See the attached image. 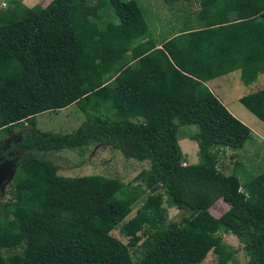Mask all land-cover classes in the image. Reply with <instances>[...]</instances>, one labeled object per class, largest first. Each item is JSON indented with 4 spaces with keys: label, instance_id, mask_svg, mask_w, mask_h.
Listing matches in <instances>:
<instances>
[{
    "label": "trees",
    "instance_id": "1",
    "mask_svg": "<svg viewBox=\"0 0 264 264\" xmlns=\"http://www.w3.org/2000/svg\"><path fill=\"white\" fill-rule=\"evenodd\" d=\"M178 2L164 0L172 11ZM212 2L215 12L204 9L175 33L155 31L137 0H99L95 17H74L86 0H52L40 13L20 5L0 13V27L20 21L28 27L25 88L33 94L29 120L35 122V128L19 131V122L7 125L11 138L0 139V178L30 159L47 162L55 152L76 151L78 159L63 167L78 168L97 146L111 145L126 158L150 163L145 187L102 174L67 177L56 212L45 211L50 182L10 183L8 199L0 193V218L9 215L10 203H22L27 238L13 264H136L132 253L156 234L144 264H186L181 250L217 231L243 243L248 264H264V170L250 172L241 161L251 128L174 59L180 49L197 54L214 78L264 61V0ZM220 15L227 21L220 22ZM102 19L108 20L100 26L105 30L119 22L134 58L107 82L102 60L108 53L95 28ZM83 100L95 117L75 131L39 130L36 113ZM240 102L264 121V89ZM185 111L205 134L202 157L190 165L183 162L171 117ZM188 211L194 216L186 218L184 230L170 223L173 212ZM128 217L134 229L123 242L115 232Z\"/></svg>",
    "mask_w": 264,
    "mask_h": 264
},
{
    "label": "rangeland",
    "instance_id": "2",
    "mask_svg": "<svg viewBox=\"0 0 264 264\" xmlns=\"http://www.w3.org/2000/svg\"><path fill=\"white\" fill-rule=\"evenodd\" d=\"M51 1L0 0V13L13 11L19 5L40 13L42 8ZM137 1L146 11L153 29L157 32L171 29L175 33L177 29L186 28L185 24L188 22L186 21L188 18L197 19L199 13L204 9L214 12L217 9L212 0H180L174 11L169 9L164 0ZM98 2L99 0H86L83 9L74 11V17L86 15L95 17L99 10ZM217 19L220 22L227 21L221 15ZM106 21L99 20L95 25L96 31L101 34L102 47L108 53L107 58L102 60L104 80L118 74L120 70L129 65L133 58L124 30L118 25L119 22L113 28L105 30L100 26ZM166 23H168L167 28ZM192 23H195L194 20ZM171 24H176V26L170 27ZM27 29L25 21L0 27V139L2 141L11 138L10 132L7 130V125L11 123L15 125L19 122V125L14 126V131H19L29 125L30 128H35V122L32 123L29 120L32 112L29 107L33 101L31 96L33 94L30 89L25 88V67L28 59ZM37 54L38 50L35 49L33 55L37 56ZM174 59L188 73L209 84L212 91L219 92L218 96L220 98L223 96L221 99L223 104L251 128L253 136L241 154V161L246 164V168L250 172L259 174L264 170V121L248 110L240 102V98L264 89V61L214 78L197 54L180 49L176 51ZM88 103L83 100L59 112L39 114L36 120L39 130L57 132L52 128L55 125L63 131H70V129L75 131L86 118L95 117L86 108ZM21 108L26 109L27 112H19ZM189 115L190 113L187 111L175 112L171 115L176 124L177 136L183 150V162L186 165L197 162L202 157L201 147L205 146L202 137L205 134ZM141 119L144 118L141 117ZM69 120L73 122L71 128L70 126L66 128L60 126L70 124ZM87 157V163L78 167L77 170L69 168V165L63 167L64 164L74 163L78 159L76 151L74 154L71 152L52 153L48 156L47 162H39L35 159L22 162L20 165L10 168L8 174H4L0 178V193L4 195V200H7L9 197L7 192L12 188L10 184L12 182L19 185L27 181H48L52 186L45 211L52 212L55 209L56 212L66 178L72 175L102 174L108 177L113 176L125 183H142L144 187L146 180L149 179L150 163L148 161L126 158L111 145L97 146L90 154H87ZM17 159L21 161V156L17 155ZM50 160L52 161L50 162ZM8 207L9 215L0 218V264H13L11 259L16 255L23 254L27 242L26 234L21 229L22 203L14 201ZM107 208L108 206L102 211ZM193 216V212L190 211L173 212L170 223H176L179 229L184 230L187 227L186 218ZM133 229L132 218L128 217L126 225L123 229L117 230L115 236L121 241L127 242ZM158 238L159 234H156L149 241L142 242L141 249L132 253L136 264H144L145 255L152 250ZM181 251L186 264H248L249 262L243 243L235 235L222 234L219 231L203 233V244L192 243Z\"/></svg>",
    "mask_w": 264,
    "mask_h": 264
},
{
    "label": "crops",
    "instance_id": "3",
    "mask_svg": "<svg viewBox=\"0 0 264 264\" xmlns=\"http://www.w3.org/2000/svg\"><path fill=\"white\" fill-rule=\"evenodd\" d=\"M179 36H181V35H179ZM133 60H134V58H132V60L130 61V63L133 62ZM173 61H174V60H173ZM175 61H176V60H175ZM130 63H129V64H130ZM176 64H177V66L181 69L182 72L187 73V74H191V73H188V72H187V71H186V70H185V69L179 64V62L176 61ZM115 75H116V74H115ZM115 75H114V76H115ZM191 75H193V74H191ZM114 76H112V77H110V78H108V79H105L104 81L107 82L108 80H110V79L113 78ZM194 76H195V75H194ZM195 77H196V76H195ZM197 78H198V77H197ZM200 80H201V79H200ZM205 83H206V82H205ZM206 84H207V83H206ZM207 85L210 87L209 84H207ZM210 88H211V87H210ZM211 90H212V89H211ZM213 92H214V91H213ZM214 93H215V92H214ZM215 94H216V96H217L220 100L222 99L223 96H222L221 98L218 96L219 92H216ZM68 107H70V106H67L66 108H68ZM66 108H63V109H61V110H64V109H66ZM229 110H230V109H229ZM40 114H41V113H40ZM38 115H39V113H36V114H35V116H34V117H35V118H34L35 121L37 120V116H38ZM139 118H140V117H139ZM37 126L39 127V124H38V123H37ZM60 126H61V125H60ZM9 127H10V126H8L7 129H8ZM53 128H54V129H60V130L62 131V129H61L59 126H55V125H53ZM77 169H78V168H76V170H77ZM72 176H73V175H72Z\"/></svg>",
    "mask_w": 264,
    "mask_h": 264
},
{
    "label": "clouds",
    "instance_id": "4",
    "mask_svg": "<svg viewBox=\"0 0 264 264\" xmlns=\"http://www.w3.org/2000/svg\"><path fill=\"white\" fill-rule=\"evenodd\" d=\"M48 5V4H47ZM148 119H145V121H147Z\"/></svg>",
    "mask_w": 264,
    "mask_h": 264
}]
</instances>
